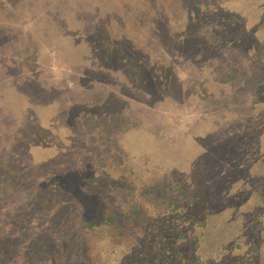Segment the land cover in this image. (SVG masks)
I'll use <instances>...</instances> for the list:
<instances>
[{
    "label": "rangeland",
    "instance_id": "374dc122",
    "mask_svg": "<svg viewBox=\"0 0 264 264\" xmlns=\"http://www.w3.org/2000/svg\"><path fill=\"white\" fill-rule=\"evenodd\" d=\"M0 264H264V0H0Z\"/></svg>",
    "mask_w": 264,
    "mask_h": 264
},
{
    "label": "trees",
    "instance_id": "16d2710c",
    "mask_svg": "<svg viewBox=\"0 0 264 264\" xmlns=\"http://www.w3.org/2000/svg\"><path fill=\"white\" fill-rule=\"evenodd\" d=\"M30 49L29 45L23 44L20 49L21 52L18 54L16 60L9 61L11 62L14 66H21L24 62L26 61L21 55L22 52L28 51ZM30 63V62H28ZM12 64H9L7 62L8 67H11ZM38 64V63H35ZM34 65V64H32ZM25 66V64H24ZM29 65V70H16L14 77V81H9L11 85L7 88L6 96L4 97V100L7 101V104L10 103L11 107L14 106H22L21 110L22 115L26 114L25 116L27 117L28 123H27V130L29 131V134L32 138V141L27 143L29 148L33 149L35 146V140L41 136L40 133L43 134H48L50 131H55V127L60 124V121L58 120L59 118L62 119L64 118V114L61 110L59 109V106L57 102H53L51 104V107H48L51 109V117L49 120H42L41 115L44 111L48 110V108L43 107L44 102L48 101L49 97L44 94V86L41 83L40 80V75L38 73V69H30ZM3 71V70H2ZM2 97V96H1ZM55 101V100H54ZM57 101V100H56ZM9 116H13V112L9 111L8 112ZM92 118H87L85 121L86 124H88L89 121H91ZM8 121V118H7ZM17 124H14V132L17 131L15 128ZM23 128V124H21V130ZM12 129V128H11ZM10 128L7 129V131L11 130ZM13 132V133H14ZM14 138L12 137V140ZM45 148V147H43ZM30 149V150H31ZM44 162H48L49 158L45 157L43 158ZM82 214V213H80ZM110 218V217H109ZM107 218H104L106 221ZM129 219H127L125 222H128ZM124 221L119 222V224L116 226L117 230H121L123 227Z\"/></svg>",
    "mask_w": 264,
    "mask_h": 264
}]
</instances>
